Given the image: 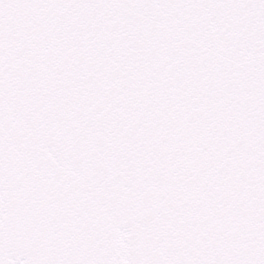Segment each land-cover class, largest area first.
Here are the masks:
<instances>
[{"label": "snow or ice", "instance_id": "6c2138e0", "mask_svg": "<svg viewBox=\"0 0 264 264\" xmlns=\"http://www.w3.org/2000/svg\"><path fill=\"white\" fill-rule=\"evenodd\" d=\"M0 264H264V0H0Z\"/></svg>", "mask_w": 264, "mask_h": 264}]
</instances>
